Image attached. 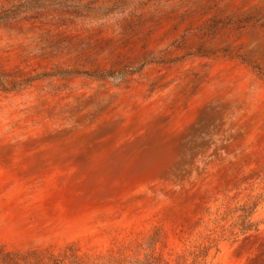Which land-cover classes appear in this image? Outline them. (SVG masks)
<instances>
[{
	"label": "rangeland",
	"instance_id": "rangeland-1",
	"mask_svg": "<svg viewBox=\"0 0 264 264\" xmlns=\"http://www.w3.org/2000/svg\"><path fill=\"white\" fill-rule=\"evenodd\" d=\"M14 12L0 20V264H133L158 229L165 258L205 244L206 264H264V0Z\"/></svg>",
	"mask_w": 264,
	"mask_h": 264
},
{
	"label": "trees",
	"instance_id": "trees-1",
	"mask_svg": "<svg viewBox=\"0 0 264 264\" xmlns=\"http://www.w3.org/2000/svg\"><path fill=\"white\" fill-rule=\"evenodd\" d=\"M57 0H24L19 3L16 8L12 9L5 16H0V20L4 17H9L14 10L27 12L28 10L44 7L49 4H54ZM17 12L15 11L14 14ZM5 20L7 18H4ZM248 214H242L238 218V225L242 233H246L251 230L254 223H252L248 217ZM240 222V223H239ZM161 229H158L155 234L147 242V253L143 259L136 260L133 264H206V258L211 246L201 244L193 246L191 250H183L176 254L173 259L165 258L162 254L156 252V245L161 241ZM214 239L211 240V243ZM190 257V258H189Z\"/></svg>",
	"mask_w": 264,
	"mask_h": 264
}]
</instances>
